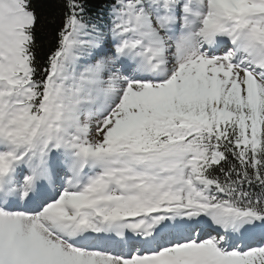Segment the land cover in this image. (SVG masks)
<instances>
[{
  "label": "snow or ice",
  "instance_id": "snow-or-ice-1",
  "mask_svg": "<svg viewBox=\"0 0 264 264\" xmlns=\"http://www.w3.org/2000/svg\"><path fill=\"white\" fill-rule=\"evenodd\" d=\"M0 264H264V0H0Z\"/></svg>",
  "mask_w": 264,
  "mask_h": 264
},
{
  "label": "trees",
  "instance_id": "trees-1",
  "mask_svg": "<svg viewBox=\"0 0 264 264\" xmlns=\"http://www.w3.org/2000/svg\"><path fill=\"white\" fill-rule=\"evenodd\" d=\"M59 24V19H57L55 24L46 23L43 26L38 25V38L41 42L40 55L45 54L48 49L54 44L55 39V28Z\"/></svg>",
  "mask_w": 264,
  "mask_h": 264
}]
</instances>
